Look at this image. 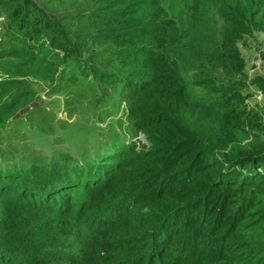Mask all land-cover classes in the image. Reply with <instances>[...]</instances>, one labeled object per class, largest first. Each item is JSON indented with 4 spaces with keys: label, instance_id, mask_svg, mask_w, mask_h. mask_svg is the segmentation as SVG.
Here are the masks:
<instances>
[{
    "label": "trees",
    "instance_id": "obj_1",
    "mask_svg": "<svg viewBox=\"0 0 264 264\" xmlns=\"http://www.w3.org/2000/svg\"><path fill=\"white\" fill-rule=\"evenodd\" d=\"M207 1L198 0L196 8ZM23 11L25 5L20 25ZM219 12L225 23L234 22L230 11ZM247 18L239 12L237 25L246 24ZM98 19L100 28L91 40L109 46L100 63L99 51L85 61L66 37L54 35L52 46L70 66L67 79L76 70L99 98L124 103L130 131L140 133L145 143L137 148L112 138L80 160L64 151L48 159L37 154L23 159L0 149V215L13 212L6 205L20 210L14 199L20 207H34L31 212L58 204L63 209L71 195L81 207L106 203L94 227L72 229L67 237L70 247H58L77 264L116 261L114 255L110 259L100 255L104 244L115 239L116 249L129 264H264V254L252 251L241 230L254 195L264 196V142L220 146L211 131L229 132L227 125L221 124L219 130L212 123L233 112L242 98L229 92L225 79H216L215 74L195 81L188 77L192 69L202 71L216 57L225 71L236 68L235 45L189 41L190 28H181L168 17L160 0H105ZM53 31L56 34V28ZM182 54L190 55L195 67L184 65ZM38 66L55 71L49 64ZM206 86L211 92L204 93ZM187 108L206 113L200 126L187 122ZM84 122L81 132L93 134L95 123ZM78 223L76 217L74 226ZM13 228L17 227L0 220L2 232L15 234ZM31 240L38 239L33 235ZM8 252L0 244V258L11 259ZM48 255L41 253L22 264H46ZM25 259L15 258L16 263Z\"/></svg>",
    "mask_w": 264,
    "mask_h": 264
},
{
    "label": "rangeland",
    "instance_id": "obj_2",
    "mask_svg": "<svg viewBox=\"0 0 264 264\" xmlns=\"http://www.w3.org/2000/svg\"><path fill=\"white\" fill-rule=\"evenodd\" d=\"M104 2L0 0V149L14 151L23 159H30L35 154L48 159L64 151L80 160L83 156L94 155L99 145L112 138L124 144L135 143L137 148L145 143L140 133L130 131L124 103L99 98V92L92 88L93 85L88 87L76 70L75 73L71 70L72 76L68 79L65 77L70 66L63 61L62 52L51 43L54 35L57 39L66 37L71 45L80 49L85 61H90V54L99 51L96 63H100L99 59L107 56L109 46L93 42L91 34L100 28L98 16ZM160 3L165 14L181 28H190L189 41L207 39L212 45H235L236 68L225 71L226 67L216 57L202 71L194 68L188 75L191 81H195L215 74L216 79H225L229 92H237L242 98L233 112L215 118L212 123L213 129L220 130L222 124L227 125L229 131H211L214 137L219 138V145H230L231 141L240 146L254 140L264 142V0H209L200 2L199 9L196 8L198 0H160ZM24 5L23 24L20 25L18 20ZM222 9L231 12L232 24L220 19L219 11ZM239 12L246 18L250 15L243 26L236 23ZM14 17L16 20L9 23ZM180 59L184 65L195 67L190 55L182 54ZM38 63L49 64L55 67V71L43 70L37 67ZM204 91L211 92L207 86ZM185 114L187 122L194 127L200 126L206 118V113L200 109L187 108ZM84 119L88 121L86 124L95 123L93 134L81 132ZM254 199L253 207L242 221L241 230L249 247L260 256L264 254V196L254 195ZM14 201L15 208L20 210L6 205L13 212L0 215V220L17 227L11 229L15 234L0 230V244L13 254L12 260L0 258L2 264L28 263L38 259L41 253L49 254L46 264H77L69 252L58 247H70L67 237L72 229L82 225L94 227L99 209L107 205H98L94 201L81 207L79 200L72 201L71 195L66 198L63 209L58 204L55 209L41 206L37 212H31L34 207H20L18 200ZM108 214L111 215L110 212ZM76 217L78 226H74ZM41 219L48 222H41ZM53 220L54 223H49ZM33 235H36L37 242L31 240ZM108 243L104 244L100 255L109 259L114 255L116 261L110 259L102 264H129V260L116 249L115 244L119 242L115 239ZM15 258L27 259L16 263Z\"/></svg>",
    "mask_w": 264,
    "mask_h": 264
}]
</instances>
